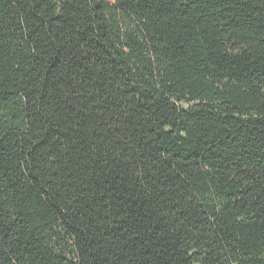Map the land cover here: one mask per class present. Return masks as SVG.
Wrapping results in <instances>:
<instances>
[{"label": "trees", "instance_id": "16d2710c", "mask_svg": "<svg viewBox=\"0 0 264 264\" xmlns=\"http://www.w3.org/2000/svg\"><path fill=\"white\" fill-rule=\"evenodd\" d=\"M0 264H264V0H0Z\"/></svg>", "mask_w": 264, "mask_h": 264}]
</instances>
